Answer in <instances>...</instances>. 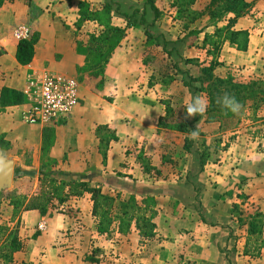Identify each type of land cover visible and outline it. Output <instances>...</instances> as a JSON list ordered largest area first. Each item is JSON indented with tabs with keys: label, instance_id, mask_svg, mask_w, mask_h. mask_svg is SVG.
Returning a JSON list of instances; mask_svg holds the SVG:
<instances>
[{
	"label": "rangeland",
	"instance_id": "obj_1",
	"mask_svg": "<svg viewBox=\"0 0 264 264\" xmlns=\"http://www.w3.org/2000/svg\"><path fill=\"white\" fill-rule=\"evenodd\" d=\"M45 1L40 8L32 0L3 3L0 57L18 42L11 38L15 28L25 26L28 37L35 32L41 11L49 29L59 27L62 49L75 45L79 52L99 47L105 55H89L84 62L88 68L77 70L81 101L74 112L78 107L82 110L73 122L71 115L42 127L24 124L19 115L15 140L7 141L0 135L2 155L13 162L12 182L0 191V264H43L44 258H73L79 249H87L81 254L84 261L91 258L92 263H110L119 260L117 249H131L128 236L133 228L138 235L136 249H178L173 256L176 263L190 264L187 249H204L211 227L216 225L237 230L233 233L240 234L237 240L248 237L247 249L238 259L241 264H264V249H252L264 241V166L255 164L264 161V105L253 111L248 101L242 115L228 120L222 129L217 122H209L212 114L207 109L203 115L186 118L184 108L198 94L208 100L200 89L207 83L190 78H203L202 67L219 60L221 43L218 50L209 43L215 41L214 32L225 22L204 15L184 29V19L172 12L167 0L158 4L161 11L157 17L151 0ZM152 1L154 5L156 0ZM247 1L251 6L242 16L250 15L254 4L264 0ZM198 2L201 11L209 3ZM107 9L110 24L121 33L100 25L97 15ZM12 11L18 15L15 23ZM243 69L216 66L213 74L221 78L229 75L242 83L264 78V62L251 73ZM138 105L142 109L149 106V110H142L137 123ZM150 107L157 110L151 112ZM117 115L119 119L113 123ZM178 123H185L189 130L198 124V139L185 142L188 132L171 127ZM247 152L255 153L254 157L249 159ZM219 153L235 154L238 159L226 164ZM245 162L254 163L255 169L251 164L244 166ZM59 179L88 181L103 194H119L122 200L134 197L135 217L150 219L158 229L157 237L140 241L135 219L126 234L113 229L99 235L91 215L90 194H70L59 202L50 193V181L58 185ZM34 195L46 197L44 214L22 211ZM221 199L222 205H227L219 211L216 201ZM116 202L112 211L117 210ZM213 213L222 215L227 223H215ZM251 223L255 234L249 233ZM27 249H35L31 260L17 256L23 253L26 257ZM227 256L229 264L237 263L231 253Z\"/></svg>",
	"mask_w": 264,
	"mask_h": 264
},
{
	"label": "crops",
	"instance_id": "obj_2",
	"mask_svg": "<svg viewBox=\"0 0 264 264\" xmlns=\"http://www.w3.org/2000/svg\"><path fill=\"white\" fill-rule=\"evenodd\" d=\"M32 1L35 3V6L37 8L44 6V4L46 5L45 0ZM173 1L174 0H167L166 2L172 3ZM198 1L199 0H196L193 8H197L196 10L201 11L202 9L200 7L198 8L200 3ZM160 2H162V0H156L154 4V6L158 8V10H160L158 5L160 4ZM172 12L176 13L175 9H173ZM39 15V17L37 16V21L39 20L38 27L34 30L35 33H37L38 37L34 44V56L30 64L21 66L16 62L15 51L17 42L15 44H11V46L9 47L5 45V47H7V51H5L0 57V89L3 87H8L21 91L27 75L33 72L46 71L51 74H62L75 77L77 70L88 68H86V63L84 62L86 61V58L89 57V55L91 56L94 54H92L90 50H80L78 52L75 45H73V47H68L67 49H62L61 41H63V38L60 34L59 27L56 26L55 30L52 28L49 29L47 26V22H43L42 19V17L44 18V12L41 11ZM17 16L18 15L14 13V11L11 12L13 23L17 21ZM1 18L2 17L0 16V19ZM232 29L246 30L248 32L247 50L244 52L238 51L235 45L230 44L227 40L222 41V49L219 54L218 60L221 62V65L219 66L221 68L224 67L225 70L228 69V67H241L244 68L242 72L251 73V71L256 70L260 62H264V1H257L251 10V14L248 16L239 17ZM13 33L14 31L12 32L11 38L14 39ZM0 45H3L2 39H0ZM53 67L64 69V71L60 72L52 70ZM25 104L26 100L24 98V101L21 105L7 107L0 112V135L3 136L4 140H15L18 129L20 130L19 115L20 112L25 108ZM150 108L151 112H153V110H157L156 107H154L153 109L152 107ZM147 109L139 108L138 105L137 110L139 112H136L137 118H135L137 123L143 114L142 110ZM81 110L82 107H78V109L75 110V112L71 116V122H73L76 117L80 115ZM118 116L119 115L115 117V121H113V123H116V120L119 119ZM262 121H264V119H262ZM115 126L116 125H114V127ZM40 129L35 128V130L39 131ZM219 154L220 155L217 156H219V158H223L221 159V162L226 164L231 161L233 162L234 157L236 158V161L238 159L235 154H233V157H231V155L229 154L226 155L225 153ZM247 155L249 156V159H251L252 157H254L255 153L247 152ZM240 162L236 163V165L239 166ZM258 162L260 163L258 164ZM245 164L246 165L244 166H249L250 164L252 165L254 163L245 162ZM255 164L258 167H262L264 166V161L259 160L255 162ZM253 169H255L254 166ZM216 202L220 207L219 211H222L221 208H226L227 204L222 205V199L219 202ZM210 214H212V210H210ZM212 216L215 217V223L222 224L223 221L224 223H227L226 219L222 215H216V213H213ZM56 228L59 227L57 226ZM211 228L212 235L209 242L205 243V245L203 246L204 249H187L186 258L189 260L190 264H229V261L227 260V254L230 253L231 255H233V259L237 260L236 264H241L238 259L239 256L242 257V254L247 249L245 240H247L248 237L239 238L237 240V236H240V234H233L237 230H234V232H232L217 225ZM157 230L158 229H155V237H157ZM128 237L131 238V249H117L119 251V260H115L110 263L102 261H100L99 263L84 261L81 258V254H83L87 249H79L74 252L75 255L73 256V258L71 256L70 258H53L51 257L52 253L47 252L51 258H49L50 260L44 258L43 264H177L175 259H173V256L175 253L177 254L178 249H147L148 247L136 249L138 235L135 232L134 228L133 230H131V234H129ZM259 247L260 246H257L255 248L253 247L252 249H264ZM219 249H226V252L221 253L219 252ZM27 250H29V252L26 257L24 256L26 254L23 253H18L17 256H21L25 260H31V255L33 254L32 252L35 249ZM230 264L234 263L230 262Z\"/></svg>",
	"mask_w": 264,
	"mask_h": 264
},
{
	"label": "trees",
	"instance_id": "obj_3",
	"mask_svg": "<svg viewBox=\"0 0 264 264\" xmlns=\"http://www.w3.org/2000/svg\"><path fill=\"white\" fill-rule=\"evenodd\" d=\"M5 1L12 0H0V7ZM151 9L153 10L155 17L160 15L159 10L153 5V1H149ZM196 0H174L171 3V7L175 9L176 13L181 16L184 21L182 27L188 29L191 24L195 21L207 15L210 20L217 21L222 20L226 22L222 29H216L215 41L211 42L214 50H218V43L227 40L230 44L235 45L238 51H246L248 44V32L246 30H234L232 29L237 19L241 17L250 8L251 3L247 0H209L208 5L203 11H198L193 8ZM108 10L104 11V14L97 15L100 25L107 28L108 31H115L121 33L122 30L112 26L109 22ZM101 17H105L102 19ZM102 19V20H101ZM223 34V37H222ZM222 39L220 38V36ZM37 33L32 32L29 34L27 39L19 40L16 44L15 60L21 65L25 66L31 63L34 56V44L37 40ZM207 38L203 40L205 45ZM110 45L107 46L106 50H110ZM92 54H97L101 57L104 55L100 53L99 47H93L90 49ZM221 65L217 60L210 62L209 65L202 67L201 72L203 78H190L191 81H200L201 84L207 83L205 87H200L201 90L205 91L208 96V107L207 113L212 114L209 122H217L219 128L222 129L225 124L229 123L228 120L239 118L240 115L235 116L231 112L225 115L224 110L216 103V97L222 95L224 92H228L234 95L239 102L242 103L243 107L250 101L249 109L257 111L262 105H264V78H257L249 83H242L235 81L231 76L224 78L217 77L213 74L214 68ZM192 93L195 89L191 87ZM24 101V96L20 90L3 87L0 89V112L7 107L21 105ZM169 110V109H168ZM242 110V109H241ZM196 119V118H195ZM164 120L161 119V122ZM164 127H168L166 124ZM174 129L181 132H189L188 126L185 123H178L171 126ZM45 139H46V135ZM116 139V138H115ZM114 139V140H115ZM187 143L190 141L188 138L185 139ZM46 147V146H45ZM43 174V173H41ZM30 175V174H29ZM52 191L51 194L58 199L59 202L67 200L70 194L80 196L82 193H88L91 196L92 210L91 215L95 219V228L99 235L107 234L113 229L120 234H126L135 219V227L139 231L140 241L150 240L155 236V224L148 218L143 216H136L134 213L135 200L134 197H129L128 200L119 199V194L115 197H111L107 194H103L101 189L96 186H91L88 181H66L59 179L58 185H55L56 181L52 180ZM65 191L64 194L62 192ZM46 197L40 195L31 196L23 206L22 211H34L38 210L44 214ZM119 199V200H118ZM117 200V210L112 211L113 202ZM146 203V199H143ZM13 207H18V203H12ZM249 233L255 234L256 227L254 223L250 224ZM16 246V247H15ZM18 242L14 241V247L17 248ZM260 246H264L262 241ZM18 250V249H13ZM88 261H94L91 258H87Z\"/></svg>",
	"mask_w": 264,
	"mask_h": 264
},
{
	"label": "built area",
	"instance_id": "obj_4",
	"mask_svg": "<svg viewBox=\"0 0 264 264\" xmlns=\"http://www.w3.org/2000/svg\"><path fill=\"white\" fill-rule=\"evenodd\" d=\"M17 41L28 37V29H14ZM21 92L26 100L20 112L24 124L47 126L69 118L81 101L79 82L75 77L51 74L46 71L27 75Z\"/></svg>",
	"mask_w": 264,
	"mask_h": 264
},
{
	"label": "clouds",
	"instance_id": "obj_5",
	"mask_svg": "<svg viewBox=\"0 0 264 264\" xmlns=\"http://www.w3.org/2000/svg\"><path fill=\"white\" fill-rule=\"evenodd\" d=\"M216 103L224 110L225 115L231 112L234 115H239L243 105L237 100V98L228 93L224 92L222 95L216 97ZM208 107V100L206 97L201 95H196L191 98L185 105L186 118L195 117L198 115H203ZM199 137L198 124L194 130L187 133V138L191 140H197Z\"/></svg>",
	"mask_w": 264,
	"mask_h": 264
},
{
	"label": "water",
	"instance_id": "obj_6",
	"mask_svg": "<svg viewBox=\"0 0 264 264\" xmlns=\"http://www.w3.org/2000/svg\"><path fill=\"white\" fill-rule=\"evenodd\" d=\"M13 179V162L6 160L0 148V191L8 187Z\"/></svg>",
	"mask_w": 264,
	"mask_h": 264
}]
</instances>
